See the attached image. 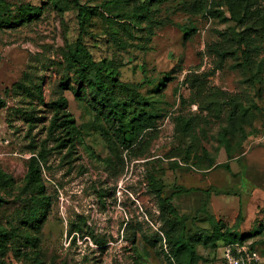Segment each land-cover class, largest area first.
Here are the masks:
<instances>
[{"label": "rangeland", "instance_id": "obj_1", "mask_svg": "<svg viewBox=\"0 0 264 264\" xmlns=\"http://www.w3.org/2000/svg\"><path fill=\"white\" fill-rule=\"evenodd\" d=\"M145 1L121 9L131 12ZM0 2L11 21L21 6L44 7L38 20L0 27V95L7 100L0 111V172L14 178L10 188L0 185L7 200L0 227L14 233L0 264H175L168 257L170 215L163 204L183 186L199 189L172 197L180 214L192 218L189 237L200 228L212 231L209 216L227 228L241 215L238 231L264 262V19L255 14L264 12V0H246V23L257 28L251 67L239 42L246 23L232 19L224 0H209L199 14L193 0L156 2L151 39L149 21L90 18L87 30L96 38L88 47L95 58L117 63L121 83L142 84L134 91L113 88L117 102L135 103L119 109L129 145L116 122L98 115L88 97L76 96L77 74L68 60L79 33L73 0ZM112 35L121 43L115 45ZM62 98L65 109L56 105ZM136 111L156 118V127L140 137L130 132ZM66 113L79 130L72 151L56 147L50 134L53 117ZM182 117L190 131L178 122ZM42 150L51 207L37 230L36 222L23 224L30 194L21 189L30 158ZM226 247L199 246L208 260L200 264H227Z\"/></svg>", "mask_w": 264, "mask_h": 264}, {"label": "trees", "instance_id": "obj_2", "mask_svg": "<svg viewBox=\"0 0 264 264\" xmlns=\"http://www.w3.org/2000/svg\"><path fill=\"white\" fill-rule=\"evenodd\" d=\"M131 0H109L103 4L93 5L88 2L83 3L81 0H73L77 8V19L79 23V33L77 39L68 52V60L75 67L78 81V89L76 96L81 98L88 97V102L98 115L107 116L109 120L117 123V134L121 141L129 145L126 138V129L123 121L119 116V109L126 107L133 108L134 102H125L121 104L114 97L113 88L115 85H122L126 90L134 91L142 87L140 85L123 84L119 80V65L115 62H107V60H97L88 47L89 38H96L88 32L87 24L92 16H101L107 23H119L123 18H131L136 23L149 21L148 38L151 39L154 34V22L152 21L153 7L156 2L163 0H148L140 5H135L131 12H123L122 6L129 5ZM194 12L199 14L208 8L209 0H193ZM228 11L232 15V19L239 24H244L248 17V6L246 0H224ZM118 6V10H115ZM243 9V13L241 12ZM8 6L5 2H0V27L13 28L24 25L26 23L38 20L44 12V7L34 5L21 6L18 10L19 16L14 21L7 17ZM259 18L264 19V12H255ZM246 29L240 33V44L244 45L242 51L245 57L246 66L255 64V48L253 43L257 35V28L253 24H245ZM111 40L115 45L121 43V39L117 35H112ZM231 53H224L225 55ZM234 54H237L234 52ZM241 65V64H240ZM243 65V66H244ZM9 91H6L8 93ZM65 109L67 107V99H60L57 104ZM7 106V100L0 95V111ZM178 122L186 130H191V124L184 118H178ZM130 132L140 137L156 127V118L151 114L136 111L134 117L130 121ZM77 132H79L76 120L69 114H56L51 122L50 134L54 137L56 147L67 148L73 150L76 147ZM47 161L46 150H42L37 156H32L28 164V172L25 176L24 185L21 194H30V207L23 218V224L31 226L30 223L36 222L35 228L41 230L42 223L51 207V198L47 195L44 175L41 164ZM229 167V166H228ZM229 169V168H228ZM14 183V178L4 172H0V185L4 189L10 188ZM199 190L198 188L181 187L173 196L178 194L190 193ZM166 199L163 204V210L170 215V229L166 232V240L170 245L168 257L175 264H200L204 260L198 253V247L201 246L207 250L216 251L219 243L225 246L235 244L244 245L248 236H241L238 231L242 216H239L237 224L233 227H223L213 216H209L212 224V231L200 228L198 232L189 237L186 233L187 222L192 219L188 215H181L178 209L172 203V197ZM7 203V200L0 195V206ZM202 212L207 214V206L205 205ZM14 233L7 228L0 227V252L5 253L8 250V243L13 239ZM39 237L35 236L32 240L37 247Z\"/></svg>", "mask_w": 264, "mask_h": 264}, {"label": "built area", "instance_id": "obj_3", "mask_svg": "<svg viewBox=\"0 0 264 264\" xmlns=\"http://www.w3.org/2000/svg\"><path fill=\"white\" fill-rule=\"evenodd\" d=\"M227 264H264L260 254L246 244L226 247Z\"/></svg>", "mask_w": 264, "mask_h": 264}]
</instances>
